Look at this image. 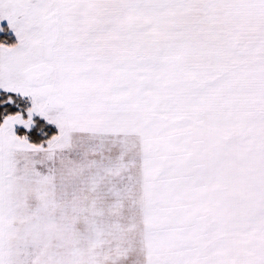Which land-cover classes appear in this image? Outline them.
<instances>
[{
    "label": "snow or ice",
    "instance_id": "6c2138e0",
    "mask_svg": "<svg viewBox=\"0 0 264 264\" xmlns=\"http://www.w3.org/2000/svg\"><path fill=\"white\" fill-rule=\"evenodd\" d=\"M0 264H264V0H0Z\"/></svg>",
    "mask_w": 264,
    "mask_h": 264
}]
</instances>
